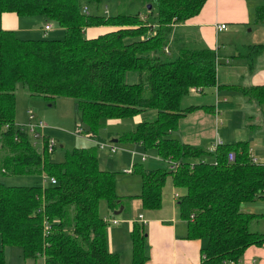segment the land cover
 Segmentation results:
<instances>
[{
    "label": "trees",
    "instance_id": "trees-1",
    "mask_svg": "<svg viewBox=\"0 0 264 264\" xmlns=\"http://www.w3.org/2000/svg\"><path fill=\"white\" fill-rule=\"evenodd\" d=\"M99 1L0 0V12L41 15L51 28H63L56 38H21L0 28V174L45 171L55 179L44 186L0 181V264L5 262V245L18 246L23 257H41L43 264H120L118 252L107 246L108 218L98 204L103 200L113 210L133 196L114 191V172L99 167L96 143L73 146L60 161L51 160L48 152L41 160L32 134L13 121L17 82L29 94L72 97L75 118L89 127L94 140L110 137L97 133L104 126L102 118H126L143 108L154 109L152 118L140 119L117 140L138 141L177 165L146 169L134 162L132 171L140 177L134 196L142 208L159 207L169 175L173 186L184 189L175 203L185 221V236L205 240L196 264L239 258L248 245L264 242V232L248 228L250 219L264 212L240 209L243 201L264 198V162L252 159L246 139L220 141L211 149L170 134L181 115L201 106L181 104L188 87L214 83L213 49L186 46L174 56L164 54L171 23L197 13L204 0H138L143 17L123 9L113 15L89 11L88 5ZM119 1L124 8L130 2ZM263 15L264 7L255 18ZM102 23L118 27L84 36V26ZM262 47L255 43L238 46L237 51L253 56ZM128 70L137 73V81L125 80ZM244 93L264 103V86ZM228 151L234 153L232 160L226 157ZM145 232L142 222H131L129 264H145Z\"/></svg>",
    "mask_w": 264,
    "mask_h": 264
},
{
    "label": "crops",
    "instance_id": "crops-1",
    "mask_svg": "<svg viewBox=\"0 0 264 264\" xmlns=\"http://www.w3.org/2000/svg\"><path fill=\"white\" fill-rule=\"evenodd\" d=\"M140 5V2H130L128 4L130 10L128 11H138L140 17H143L144 14L137 8L138 6L141 7ZM262 7H264V0H204L197 13L185 18L183 21L171 23L166 50L164 52L165 55H175L180 47L186 46L198 47L205 45L215 51V78L213 85H190L188 87V92L186 94L192 93V97L189 100L190 102H184V104L181 99V104L183 106L190 104L201 106L192 108L179 117L177 127L170 132L172 136L199 146H202L203 144L201 143H205L212 137L216 138L215 136H218V140L222 142H231L234 141L233 139H240L233 138L232 140H224L217 132H215L213 136V130L211 129L208 131V135L203 134L202 131L205 123L210 126L213 122L212 116H214L215 107L214 104H211V102L216 99V102L221 99V103H224L222 104L221 109L217 111L222 116L223 112L228 108V104L232 105L234 103V105L239 109V115L240 113L243 114L242 117H244V113L247 112L248 109L253 107V103H255L256 106H260V104H262L257 102V100L252 97L249 98L247 94L244 93V89L246 88L252 86H264V15L259 19L255 18L258 9ZM100 13L103 14L102 12ZM221 22L225 24V27L218 28L217 24ZM44 23L46 22L41 15L17 14L11 10L0 12V28L11 30L14 34H16V36L21 38L44 37L41 30ZM117 27V25L113 24H93L84 26L82 28V32L86 37H93L97 34L113 30ZM53 30L54 36L49 38L60 37V35L63 34V28L55 25L53 28L47 30V34L49 32H53ZM246 31L247 33H245ZM47 34L46 37H48ZM255 43H259L263 45V47L253 56L243 55L240 51H237L238 46L244 47L245 45ZM228 45L232 46V50L228 48ZM125 80L128 82L137 81V73L133 70L126 71ZM195 87L198 89L192 90V88ZM154 113V109L152 108H143L130 117H126L130 120L127 123L130 124L127 129L120 127V121L125 118H102L104 126L98 128L97 133L100 136L110 133V137L107 141L113 146V143L117 141H129L117 140V135L120 132H124L132 128L133 125L142 118H152ZM248 113L249 112L246 113V118L244 117L242 122L254 118V116H251V114ZM12 116H14V109ZM190 116L198 119L194 122L191 121L187 124L184 123V120H188L187 118ZM32 118V114H27V122L35 121L30 120ZM74 120L76 122L79 121L75 118V116ZM201 120H205L204 124ZM13 121L15 122L14 118ZM17 124L19 123L17 122ZM229 126L231 127V125ZM44 128L45 126L43 127V130ZM88 130L84 129L87 133ZM260 130L261 129H256L255 131L259 132ZM262 130H264V127ZM88 135L89 136L86 134L79 135L80 144H78V146H88L95 143L93 134H91L93 138L89 133ZM33 138L36 139L35 137ZM114 138L115 140H113ZM215 140L217 139H214V141ZM130 142L131 144H136L140 150L141 147H143V145L138 141ZM211 143H213V141ZM106 147L109 149L108 146ZM248 147L253 160L258 161L257 158L251 154L253 148L251 149L249 143ZM98 148L102 147L98 146ZM127 149L128 147L123 145V151L120 158L123 157L124 159ZM48 153L50 158L52 151ZM133 153L134 151L132 150L131 156ZM97 159L99 164L100 158L98 155ZM101 159L105 161L102 157ZM141 159L145 160L144 156H141ZM129 161V166H132V158H130ZM112 162V160L109 161V163ZM125 172L130 173L133 171L131 169V171ZM166 177H168V181L172 188L173 185L170 181V176L167 175ZM137 180L139 181L137 190L129 189L127 192H123L124 194L116 192L119 195H133L127 199H123V204L120 203L113 210L108 209L104 205L105 209L101 214L108 218L106 238L109 250L118 252V248L116 249L114 246V235L120 234L122 231L121 228L118 229V221L123 220L125 222V230L128 232L130 230L131 222L139 221L145 223L146 228L145 246L147 250V259L145 260V264L198 263L201 256L200 247L203 246L202 239L187 238L185 236V221L182 218V221L176 219L172 214V216L168 215V212L173 213V207L171 205H176L175 200L179 194L176 192L171 194L170 192V196L172 197L170 200L171 204L168 209H164L162 203L160 202V205L157 208H142L143 211H139L136 214H130V209L134 210V208L140 204V199L137 196H134L138 193L140 188V177ZM165 182L166 178L163 185H165ZM174 193L177 195L174 196ZM123 210L125 211V213H123V217L118 218L116 215L121 213ZM110 223H112V225H110ZM116 230L117 232L114 234ZM239 260V264H264V242L259 245H248L243 250Z\"/></svg>",
    "mask_w": 264,
    "mask_h": 264
},
{
    "label": "rangeland",
    "instance_id": "rangeland-1",
    "mask_svg": "<svg viewBox=\"0 0 264 264\" xmlns=\"http://www.w3.org/2000/svg\"><path fill=\"white\" fill-rule=\"evenodd\" d=\"M130 2H139L138 0H129ZM128 1V2H129ZM129 2V3H130ZM127 4L126 7H123V3L118 0H100L98 3H92L88 5L89 11L102 12L105 14L113 15L116 11L124 10L129 13L130 7ZM128 6V7H127ZM142 6V4L140 5ZM139 10H142V7H137ZM54 24H52V28ZM48 31L44 34L46 37ZM247 33V31L245 32ZM53 32H49L47 34L48 37L54 36ZM63 35V34H62ZM60 35V37L62 36ZM85 36V35H84ZM232 45V44H231ZM228 45V48L232 50V46ZM174 55H166V57H171ZM192 97V93L185 94L182 98L184 102H190L189 100ZM217 100V99H216ZM216 100L212 101L211 104H214V116L213 122L210 126L207 123L204 124V129L202 131L203 134L208 135L211 130H213V136L215 132H217L220 137H223L225 140H232L233 138L247 139L248 143L251 146L252 155L257 158L258 161L264 162V103L260 104V106H256L255 103L252 104V108L248 109V114L254 116L253 119L245 120L242 122L243 118L246 116V113H240L239 109L234 105L228 104L227 109L223 112V116L220 115L217 111L221 109L222 104L221 99L216 102ZM73 103L74 99L72 97H63V96H43L37 94H29L26 88L21 83H15L13 89V109H14V120L19 124L25 125L28 121L27 114H32L33 118L30 120L41 119L45 123V128L43 130L44 134L51 136L55 140V148L52 150L50 155V159L54 161H60L64 158V155L67 151L71 149L73 146H78L79 143V135L75 132L76 121L74 120V111H73ZM185 104V103H184ZM28 112V113H27ZM190 116L187 118L188 120H184V123H190L191 121H195L198 118H193ZM246 118V117H245ZM130 120L128 118L122 119L120 121V127L124 129L129 128L130 124H127ZM122 122V123H121ZM231 125V127L229 126ZM256 129H261L259 132L255 131ZM257 132V133H256ZM175 134V133H174ZM223 134V135H222ZM212 137L210 140L206 141L203 144V147L209 148L212 145V141L214 139H218ZM193 138V137H190ZM235 140V139H233ZM115 148L113 150L107 149V147H102L97 149V155L100 158L99 167L106 168L107 170H111L114 172L113 174V182H114V191L115 192H127L129 189L137 190L139 186V176L137 172L133 171L130 173H126L124 168L130 165V158H132V162H140L144 168L150 169L154 167H165L168 168V163L165 160L160 159L156 153H154L153 148H143L141 150L136 144H131L130 141H117L113 143ZM125 145L128 147L125 157L123 159L120 158L122 153V147ZM36 151L39 153L40 158H46L47 150L39 149L35 147ZM134 153L131 156V151ZM140 150V151H139ZM45 154V157H44ZM48 155V154H47ZM141 155L144 156L145 160L141 159ZM49 157V156H48ZM101 157L105 160L103 161ZM206 160L211 159L210 154H205L203 156ZM112 160V163L109 161ZM45 172V171H44ZM46 173V172H45ZM0 181L5 184H18V185H29L38 183L41 185V182H44L46 185L48 181V176L41 175H30V174H21V175H5L0 174ZM50 183V182H49ZM43 185V186H44ZM173 192L177 194H182L184 189L178 186H173L171 188L170 183L168 181V177H166L165 185L161 188V203L163 208H169L171 204L170 196ZM105 203L103 200L99 201L98 210L102 213L105 209ZM141 204H138L134 210L130 209V214H136L139 211H143ZM173 213H169L168 215H173L176 219L182 221L178 214L177 206H173ZM240 209L249 212L262 213L264 212V198L255 197L252 200L243 201L240 203ZM123 210L121 213L117 214L118 218L123 217ZM171 215V216H172ZM112 225V223H110ZM119 228L122 229L120 234L114 235V246L118 248L119 254V262L120 264H129L130 261V238L129 232L125 230L126 224L123 220L118 221ZM144 231H146L145 223H143ZM248 228L250 230H255L257 232H264V215H256L250 219L248 223ZM117 229V230H118ZM117 230L114 234H116ZM146 233V232H145ZM202 239V245L205 240ZM4 252V264H42V260L40 257L31 258V257H23L20 248L18 246L13 245H5L3 247Z\"/></svg>",
    "mask_w": 264,
    "mask_h": 264
},
{
    "label": "built area",
    "instance_id": "built-area-1",
    "mask_svg": "<svg viewBox=\"0 0 264 264\" xmlns=\"http://www.w3.org/2000/svg\"><path fill=\"white\" fill-rule=\"evenodd\" d=\"M217 27L223 28V27H225V24L222 22L218 23ZM50 28H51V25L49 23H44L42 28H41L43 30V34ZM164 50H166V47H164ZM197 89H198L197 87L192 88V90H197ZM75 125H76V127L74 129H75L76 134H79V135L86 134L87 136H89L88 133L84 131L83 125L81 124L80 121H77ZM23 126L28 130V132H30L32 134L33 137L36 138V139L32 140V144H34L37 148H39V149L45 148L47 150V152H50L53 149L54 144H55V140L51 136L44 134L43 127L45 126V123L41 119H36L35 121H29V122H27L26 125H23ZM219 142H220V140H218V139L213 141L212 145L209 148L213 149L216 146V144ZM95 143L99 147L108 146V148L110 150H113L115 148L107 140L106 141L95 140ZM141 156L143 157V155H141ZM226 157L228 160H232L234 157L233 151H228L226 154ZM166 162L168 163V168H175L177 165V162L173 161L171 159H167ZM131 169H132V166H129V167L125 168L124 170L125 171H131ZM40 175L46 176L47 174L45 172L41 171ZM48 181L53 183L55 181V179L53 178V176H48ZM43 185H44V182H41V186H43ZM176 195L177 194L174 193V196H176ZM190 216H192V215H190ZM239 262H240V260H239V258H237L235 260H228V261L222 262V264H239Z\"/></svg>",
    "mask_w": 264,
    "mask_h": 264
},
{
    "label": "water",
    "instance_id": "water-1",
    "mask_svg": "<svg viewBox=\"0 0 264 264\" xmlns=\"http://www.w3.org/2000/svg\"><path fill=\"white\" fill-rule=\"evenodd\" d=\"M150 6V4L149 3H147L146 4V7H149ZM82 125H83V127H84V129L85 130H88V126H85V124L82 122ZM113 140H115V138L113 139ZM116 212V211H115Z\"/></svg>",
    "mask_w": 264,
    "mask_h": 264
},
{
    "label": "clouds",
    "instance_id": "clouds-1",
    "mask_svg": "<svg viewBox=\"0 0 264 264\" xmlns=\"http://www.w3.org/2000/svg\"><path fill=\"white\" fill-rule=\"evenodd\" d=\"M81 124H82V123H81ZM31 141H32V140H31ZM105 141H106V140H105ZM54 145H55V144H54ZM53 148H54V147H53ZM52 150H53V149H52ZM52 150H51V151H52Z\"/></svg>",
    "mask_w": 264,
    "mask_h": 264
}]
</instances>
